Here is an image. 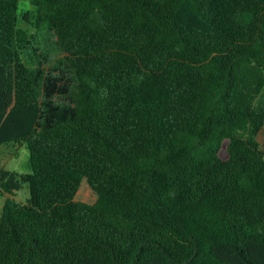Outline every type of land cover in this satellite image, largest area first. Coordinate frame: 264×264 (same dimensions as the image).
Listing matches in <instances>:
<instances>
[{
  "label": "trees",
  "instance_id": "1",
  "mask_svg": "<svg viewBox=\"0 0 264 264\" xmlns=\"http://www.w3.org/2000/svg\"><path fill=\"white\" fill-rule=\"evenodd\" d=\"M33 3L0 0V264H264V0Z\"/></svg>",
  "mask_w": 264,
  "mask_h": 264
},
{
  "label": "rangeland",
  "instance_id": "2",
  "mask_svg": "<svg viewBox=\"0 0 264 264\" xmlns=\"http://www.w3.org/2000/svg\"><path fill=\"white\" fill-rule=\"evenodd\" d=\"M36 7L33 0H20L19 13L23 14L25 12H31L35 14ZM22 27L28 30L30 33H35L36 29L33 28L31 24L26 22L22 23ZM40 41L45 43V39L42 33H39ZM44 52L49 54L51 65L56 61L64 57V53L56 48L42 49ZM264 135V134H263ZM260 141L262 139L260 138ZM6 169L10 171H16L18 173H31L32 166L30 163V149L27 143H0V170ZM29 197V191L27 186H25L16 195H11L5 191V189L0 185V222L2 218V212L4 205L8 198L15 200L16 202H26ZM78 200L85 201L88 203H94L97 199V195L88 186L81 187L79 194L77 196Z\"/></svg>",
  "mask_w": 264,
  "mask_h": 264
},
{
  "label": "crops",
  "instance_id": "3",
  "mask_svg": "<svg viewBox=\"0 0 264 264\" xmlns=\"http://www.w3.org/2000/svg\"><path fill=\"white\" fill-rule=\"evenodd\" d=\"M264 128L262 129V131L260 132L259 136H258V140L262 145V149L264 150ZM260 138L262 139V141H260Z\"/></svg>",
  "mask_w": 264,
  "mask_h": 264
}]
</instances>
